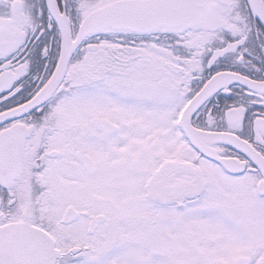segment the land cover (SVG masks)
<instances>
[{
  "label": "snow or ice",
  "instance_id": "snow-or-ice-1",
  "mask_svg": "<svg viewBox=\"0 0 264 264\" xmlns=\"http://www.w3.org/2000/svg\"><path fill=\"white\" fill-rule=\"evenodd\" d=\"M0 264H264V0H0Z\"/></svg>",
  "mask_w": 264,
  "mask_h": 264
}]
</instances>
